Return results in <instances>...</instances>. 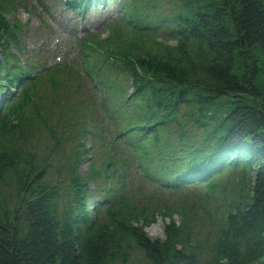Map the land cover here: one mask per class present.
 <instances>
[{
    "label": "trees",
    "instance_id": "16d2710c",
    "mask_svg": "<svg viewBox=\"0 0 264 264\" xmlns=\"http://www.w3.org/2000/svg\"><path fill=\"white\" fill-rule=\"evenodd\" d=\"M162 1L47 66L0 0V264H264V0Z\"/></svg>",
    "mask_w": 264,
    "mask_h": 264
},
{
    "label": "rangeland",
    "instance_id": "374dc122",
    "mask_svg": "<svg viewBox=\"0 0 264 264\" xmlns=\"http://www.w3.org/2000/svg\"><path fill=\"white\" fill-rule=\"evenodd\" d=\"M18 1L19 5L15 6L14 18L22 24V28L17 34L20 38V45L19 48L10 44L8 46L11 54L20 64H24L30 55L44 58L47 66L72 61L78 49L74 37L82 36L84 31L95 30L102 31V36H106L104 25L109 18L115 15L117 9V2H109L105 9L89 10L84 18L78 20L73 12L65 6L66 0ZM161 7L165 13L171 12L167 0L162 1ZM12 17L8 16L7 19L12 21ZM164 41L169 46L174 45L172 39L165 38ZM2 60L3 58L0 57V61ZM86 168L87 163L82 165L81 170L85 171ZM234 176L230 177L224 174L219 180L220 186L225 187L226 194L238 190L241 186L239 179ZM221 198L219 196L217 202H220ZM155 218L152 225L145 227V232L151 238H163V227L169 223V220L161 215H157ZM173 220L178 222L179 217L175 214Z\"/></svg>",
    "mask_w": 264,
    "mask_h": 264
}]
</instances>
